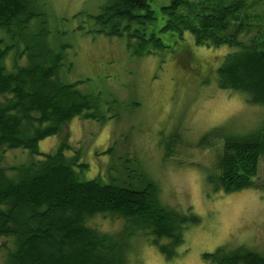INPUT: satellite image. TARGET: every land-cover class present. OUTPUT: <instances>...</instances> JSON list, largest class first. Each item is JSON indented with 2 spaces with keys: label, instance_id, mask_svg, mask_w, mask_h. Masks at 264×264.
<instances>
[{
  "label": "trees",
  "instance_id": "16d2710c",
  "mask_svg": "<svg viewBox=\"0 0 264 264\" xmlns=\"http://www.w3.org/2000/svg\"><path fill=\"white\" fill-rule=\"evenodd\" d=\"M152 1L109 0L111 6L97 16L102 26L98 32H129L143 41L137 43L138 53H152V44L163 47L156 33L134 28L154 19ZM41 7L39 0H0V264H129L125 248L134 245L120 239L126 223L134 224L145 240L156 235L170 257L159 239L173 241L172 247L181 245L183 230L198 217L167 206L168 201L149 193L155 192L154 186L135 190L120 182V174L88 175L82 169L87 165L62 149L40 151L39 143L66 130L73 118L114 117L111 101L101 92L84 93L79 86L84 81H69L73 62L67 53L46 40L16 47V39L25 43L24 36L38 24L33 21L42 16ZM170 15L166 30H189L197 44L232 48L219 69L220 88L264 106V0H172ZM41 31L48 39L47 30ZM213 132L223 135L220 129ZM13 151L24 155L11 162ZM216 151L215 170L207 176L216 190L229 194L264 189V180L258 181L264 127L248 136H225ZM107 218L123 223L108 231L96 222ZM222 264H264V258L237 254Z\"/></svg>",
  "mask_w": 264,
  "mask_h": 264
},
{
  "label": "rangeland",
  "instance_id": "374dc122",
  "mask_svg": "<svg viewBox=\"0 0 264 264\" xmlns=\"http://www.w3.org/2000/svg\"><path fill=\"white\" fill-rule=\"evenodd\" d=\"M39 2L43 14L33 21L38 24L24 36L25 43L16 39V47L42 45L47 39L41 30L46 29L52 46L73 62L69 81H84L79 85L84 93L101 92L111 101L114 114L101 121L73 118L66 130L42 140L40 151L62 149L78 156L88 175L120 174L124 176L120 182L135 190L154 186L150 194H158L187 217L199 218L183 230L181 245L172 247L173 241L159 239L170 257L156 235L145 240L134 224L126 223L120 239L134 245L125 248L129 264H222L246 253L264 258V189L223 194L207 178L215 170L220 140L248 136L264 127V106L218 84L223 57L232 48L197 44L189 30H166L172 0H153L154 19L134 26L162 38L163 47L152 44V53H138L137 43L143 41L129 32L122 36L98 32L102 26L97 16L111 6L109 0ZM215 129L223 135L219 137ZM23 155L10 152L9 161ZM259 178L264 180V163ZM96 222L108 231L123 223L114 218Z\"/></svg>",
  "mask_w": 264,
  "mask_h": 264
},
{
  "label": "bare ground",
  "instance_id": "6f19581e",
  "mask_svg": "<svg viewBox=\"0 0 264 264\" xmlns=\"http://www.w3.org/2000/svg\"><path fill=\"white\" fill-rule=\"evenodd\" d=\"M46 41H50L49 39H47ZM51 43V42H50Z\"/></svg>",
  "mask_w": 264,
  "mask_h": 264
}]
</instances>
